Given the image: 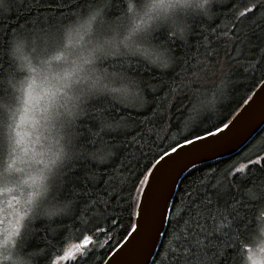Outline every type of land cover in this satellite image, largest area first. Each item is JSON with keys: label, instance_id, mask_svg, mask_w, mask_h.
<instances>
[{"label": "snow or ice", "instance_id": "1", "mask_svg": "<svg viewBox=\"0 0 264 264\" xmlns=\"http://www.w3.org/2000/svg\"><path fill=\"white\" fill-rule=\"evenodd\" d=\"M221 4L0 0V195L20 191V197L11 196L9 207L11 201L25 206L24 215L15 213V226L0 231V264H56L47 240L39 251L37 221L40 226L72 221L82 240L56 259L66 260L77 250L75 264H95L98 253L84 233L110 229L89 213L107 209L125 191L130 214L140 217L128 236L151 231L156 210L147 194L136 213L132 189L124 183L117 191L114 181L127 170L129 149L141 151L140 140L150 138L153 128L177 127L171 122L175 111L185 116L206 108L205 86L218 77L259 72L264 92V0H236L223 27L210 23L218 20ZM204 24L210 33L197 32ZM195 35L202 40L194 50ZM28 113L39 143L33 159L40 167L20 179L19 121ZM237 122L221 120L204 135L194 125L195 138L183 137L184 143L165 150L155 166L146 165L140 184L151 187L148 173L154 176L165 157L231 130ZM261 153L264 142L223 171L213 168L197 177L198 183L172 207L165 204L160 223L167 221V227L156 231L164 242L159 251H149L152 264H228L229 257L233 264H264Z\"/></svg>", "mask_w": 264, "mask_h": 264}, {"label": "trees", "instance_id": "2", "mask_svg": "<svg viewBox=\"0 0 264 264\" xmlns=\"http://www.w3.org/2000/svg\"><path fill=\"white\" fill-rule=\"evenodd\" d=\"M234 2H236V0H222L218 20L210 23H220L221 27H223V23L227 22V18L232 14L230 9ZM240 2L244 3L247 2V0H240ZM229 27H231V24H229ZM201 29L205 34L211 32L209 24L201 25L200 28L197 29V32ZM201 40L202 37L200 35L192 37L194 50L197 41ZM104 71H111V69L110 67H106ZM260 80L261 76L259 72H250L248 74L235 73L231 78L218 77L215 83L209 81L205 86L208 89L205 93L208 99L206 108L198 109L195 112L190 111L185 116H181L180 110L175 111L172 115L171 122L172 124L178 125L177 127L169 128L167 125H164L153 128L150 138L146 137L140 140L139 146L141 151H137L135 147L129 149L131 155L124 160L125 165H127V170L125 171L122 169L121 171L123 174H117V176L114 177L117 191L121 184L126 183L127 187L132 189V196L135 197L137 205L140 192L137 193L135 188H133V184L140 189L142 188L143 184H140V180L144 179V177L140 176V173L144 171L145 166H152L155 161L164 154L165 150H171V147L177 142L183 143V137L189 136L194 139L195 137L191 135L194 125L198 124L199 126L195 127V131L204 135L205 129L215 131L213 125L219 124L221 120L228 122L244 104V101L247 100L257 88L260 84ZM127 102L130 106L133 105L132 100H128ZM116 111L119 113L120 110L117 109ZM262 142H264V128L251 140V143H248L238 153L190 170L180 181L173 200L179 201L185 190L190 189L193 185L198 183L197 177L213 168H218L223 171L228 164L235 161L238 156L244 154L251 155L259 151ZM249 149H252V153H249ZM138 177L139 179H137ZM128 206L129 196L128 192L125 191L118 199L111 201L107 209L101 207L97 209L95 213H89V215H95L99 218L98 222L104 229H110V231L106 232L84 233L90 236L93 241L90 247H94L95 251L98 253L95 264H103L108 254L121 243L130 231L135 214H130ZM172 206L173 202L171 207ZM101 213H103V215H101ZM113 219L117 222L115 225L111 222ZM84 220H88V217L85 216ZM106 220L107 222H105ZM27 221L25 224H27ZM36 223L38 225L36 242L41 244L39 251H44L43 244L45 240H47L49 250L52 253L51 258L56 262L60 260L56 259L57 255H62L70 245L82 240L81 232L74 226L72 221H68L64 224L46 222L43 223V226H40L42 223L41 221H37ZM76 223L79 224V221ZM79 226L83 228V224ZM62 233L63 235H61ZM163 242L162 237L157 251L160 250ZM62 264H75V258L65 260ZM150 264H152V261ZM228 264H233L231 257H229Z\"/></svg>", "mask_w": 264, "mask_h": 264}, {"label": "water", "instance_id": "3", "mask_svg": "<svg viewBox=\"0 0 264 264\" xmlns=\"http://www.w3.org/2000/svg\"><path fill=\"white\" fill-rule=\"evenodd\" d=\"M261 87L260 83L249 96L251 99H247L248 103H244L230 118L229 121L238 120L235 127L214 138L197 142L191 148L178 150V153H173L171 157H165L154 176L148 173L151 177V187L143 184L141 189L146 190V193L140 191L136 213H139V206L147 194L156 210L153 227L149 232L138 233L135 239H131L127 234L108 254L103 264H145L146 257L147 264L151 263L153 256L149 255V251L154 254L162 239L156 236L157 228L164 229L167 226V221L160 223V210L165 204L171 207L178 185L186 173L195 167L238 153L264 128V92L260 91ZM152 166H155V163ZM139 219L135 214L133 225H136Z\"/></svg>", "mask_w": 264, "mask_h": 264}, {"label": "rangeland", "instance_id": "4", "mask_svg": "<svg viewBox=\"0 0 264 264\" xmlns=\"http://www.w3.org/2000/svg\"><path fill=\"white\" fill-rule=\"evenodd\" d=\"M19 120V117H18ZM20 133L22 139V145L19 149V160L17 163V167L21 169V172L18 174L20 179H27L29 175H34L36 170L40 167V165L35 163L33 159L35 152L39 148V143L36 140L37 133L34 130V125L31 121V113L25 115L23 120H20ZM12 195H16L20 197V191L11 194L0 195V231H3L6 228L14 227V221L18 218L15 213L20 212L21 215H24L23 212V204L16 205L15 201H11L13 207H9V201ZM31 219V214L29 213L24 221L21 222V227L23 228L26 224V221ZM91 245V244H90ZM89 245V246H90ZM70 245L69 248H71ZM65 251V252H66ZM79 255V251L73 250L71 256H69L66 260L74 259ZM65 260H58L56 264H62Z\"/></svg>", "mask_w": 264, "mask_h": 264}]
</instances>
